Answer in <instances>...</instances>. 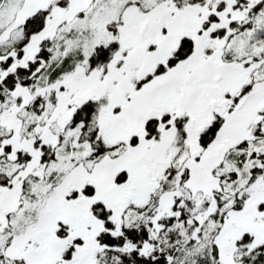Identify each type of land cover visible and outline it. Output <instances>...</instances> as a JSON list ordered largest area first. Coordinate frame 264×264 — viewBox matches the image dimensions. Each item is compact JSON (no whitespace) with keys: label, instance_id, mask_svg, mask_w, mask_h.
Instances as JSON below:
<instances>
[{"label":"snow or ice","instance_id":"6c2138e0","mask_svg":"<svg viewBox=\"0 0 264 264\" xmlns=\"http://www.w3.org/2000/svg\"><path fill=\"white\" fill-rule=\"evenodd\" d=\"M0 264H264V0H0Z\"/></svg>","mask_w":264,"mask_h":264}]
</instances>
